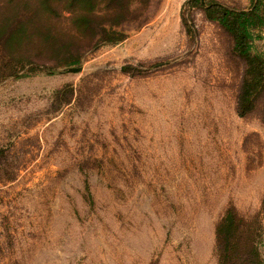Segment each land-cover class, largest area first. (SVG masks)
I'll return each instance as SVG.
<instances>
[{"label": "rangeland", "instance_id": "obj_1", "mask_svg": "<svg viewBox=\"0 0 264 264\" xmlns=\"http://www.w3.org/2000/svg\"><path fill=\"white\" fill-rule=\"evenodd\" d=\"M185 1L150 0L79 64L0 81V264H217L231 206L259 218L264 264V82L239 115L249 67Z\"/></svg>", "mask_w": 264, "mask_h": 264}, {"label": "trees", "instance_id": "obj_2", "mask_svg": "<svg viewBox=\"0 0 264 264\" xmlns=\"http://www.w3.org/2000/svg\"><path fill=\"white\" fill-rule=\"evenodd\" d=\"M150 0H0V81L19 72L79 64L98 47L126 38L122 25L137 19ZM201 7L233 39V49L248 65L237 101L245 115L264 82V51L253 41L264 30V0L237 9L216 0H186ZM187 30L190 24L181 13ZM130 68L129 66H127ZM258 217L247 218L228 207L215 225L217 264H260Z\"/></svg>", "mask_w": 264, "mask_h": 264}, {"label": "water", "instance_id": "obj_3", "mask_svg": "<svg viewBox=\"0 0 264 264\" xmlns=\"http://www.w3.org/2000/svg\"><path fill=\"white\" fill-rule=\"evenodd\" d=\"M76 70H77V68H70L69 69V71H73V72L76 71Z\"/></svg>", "mask_w": 264, "mask_h": 264}]
</instances>
